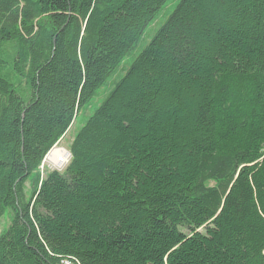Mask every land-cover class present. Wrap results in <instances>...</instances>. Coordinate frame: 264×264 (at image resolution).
Listing matches in <instances>:
<instances>
[{"label": "trees", "instance_id": "obj_1", "mask_svg": "<svg viewBox=\"0 0 264 264\" xmlns=\"http://www.w3.org/2000/svg\"><path fill=\"white\" fill-rule=\"evenodd\" d=\"M170 2L0 0V264H264V0H178L39 175Z\"/></svg>", "mask_w": 264, "mask_h": 264}, {"label": "rangeland", "instance_id": "obj_2", "mask_svg": "<svg viewBox=\"0 0 264 264\" xmlns=\"http://www.w3.org/2000/svg\"><path fill=\"white\" fill-rule=\"evenodd\" d=\"M178 0H171V2L164 8L161 15L158 16L156 21L148 28L139 44L136 46V49L133 50L123 61L120 68L116 71V73L107 81V83L97 92L96 96L91 100V102L82 109L81 113L77 116L74 124L70 127L67 133L58 141L55 145L57 148H63L69 152V148L73 137L76 133L81 129L86 122V120L97 110V108L109 97L110 93L115 88L116 83L119 81L121 77L124 75V70H127L132 61L137 57V55L150 43L152 38L155 36L157 31L165 24L167 18L171 15ZM70 153V152H69ZM71 157L69 159V162ZM68 162V164H69ZM68 164H66L63 168H56L50 164H42L39 169V175L41 178H45L46 175L52 173L53 171H57L59 173H63ZM29 189V185H26ZM9 223L7 220L2 219L0 221V231L3 229H7Z\"/></svg>", "mask_w": 264, "mask_h": 264}, {"label": "bare ground", "instance_id": "obj_3", "mask_svg": "<svg viewBox=\"0 0 264 264\" xmlns=\"http://www.w3.org/2000/svg\"><path fill=\"white\" fill-rule=\"evenodd\" d=\"M70 159L69 152L63 148H57L54 146L50 152L46 155L42 164H50L56 168H63Z\"/></svg>", "mask_w": 264, "mask_h": 264}, {"label": "built area", "instance_id": "obj_4", "mask_svg": "<svg viewBox=\"0 0 264 264\" xmlns=\"http://www.w3.org/2000/svg\"><path fill=\"white\" fill-rule=\"evenodd\" d=\"M62 264H78L76 260H65Z\"/></svg>", "mask_w": 264, "mask_h": 264}, {"label": "water", "instance_id": "obj_5", "mask_svg": "<svg viewBox=\"0 0 264 264\" xmlns=\"http://www.w3.org/2000/svg\"><path fill=\"white\" fill-rule=\"evenodd\" d=\"M50 152V151H49ZM69 156L71 157L70 153H69ZM46 158V157H45Z\"/></svg>", "mask_w": 264, "mask_h": 264}]
</instances>
